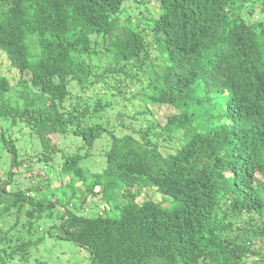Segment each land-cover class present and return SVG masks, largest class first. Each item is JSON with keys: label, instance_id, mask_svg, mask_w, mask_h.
<instances>
[{"label": "trees", "instance_id": "1", "mask_svg": "<svg viewBox=\"0 0 264 264\" xmlns=\"http://www.w3.org/2000/svg\"><path fill=\"white\" fill-rule=\"evenodd\" d=\"M259 13L264 0H0V51L19 71L23 89L21 103L13 102L14 85L0 74V120L29 124L48 142L68 134L81 139L83 153L63 156L60 173L83 182L82 204L90 198L111 206L103 217L78 215L71 181L60 191L62 222L56 203L41 197L40 174L26 171V187L12 172L23 164L16 163V141H5L13 163L9 182L0 186L6 196L0 197V264H27L30 250L48 240L87 250L88 264H264ZM151 44L161 50L159 68ZM146 80L141 114L153 121L119 131L126 116L111 122L107 110L127 104L130 82L140 88ZM71 85L81 93L98 95L100 85L105 94L115 88L119 94L67 108ZM106 139L104 170L90 177L80 165ZM45 156L51 168L55 159ZM48 171L51 178L56 170ZM58 174H52L57 182ZM43 214L52 223L37 235ZM10 219V227L3 225Z\"/></svg>", "mask_w": 264, "mask_h": 264}, {"label": "rangeland", "instance_id": "2", "mask_svg": "<svg viewBox=\"0 0 264 264\" xmlns=\"http://www.w3.org/2000/svg\"><path fill=\"white\" fill-rule=\"evenodd\" d=\"M261 8L257 9V12H260ZM264 15L259 13L256 15V20H262ZM147 36L149 41L152 40L153 33L148 31ZM152 45V44H151ZM152 59L154 65L156 67H160V63L158 60L162 58L161 50L155 48V45H152L151 52ZM0 74L7 77L11 84L14 85V88L10 94L11 99L15 103L20 102V95L22 94L23 89L19 87L16 82L19 79V71L12 67L11 62L8 60L7 54L3 51H0ZM115 80H119V76L114 77ZM133 92V96L128 98V102L126 105H119L116 108H111L107 110V116L111 122L123 121L122 117L120 116L121 112L124 113V121L126 123V128L123 132L131 133L133 128H140L145 127L148 123L153 121L150 116H144L141 113L144 112L147 108V105L143 102L142 98L139 97V91H143L148 89L149 81L146 80L143 86L139 88L138 84L130 82ZM100 84H105L104 81H100ZM117 87V86H116ZM71 99L66 103L67 108H69L72 104H76L82 101L84 98L89 100V104L92 106L96 102L97 99L101 98L100 94H103L106 100H110L111 97L115 98L118 97L119 94L118 89L115 88L113 91H108L105 94L104 88L100 85L97 86L95 92L101 91L100 94L95 95L92 94L94 91H88L86 93H81L77 90L76 85H71ZM138 98L135 99L134 94H136ZM82 95V96H79ZM115 95V96H113ZM80 97V98H79ZM82 99V100H81ZM97 120L90 118V123L94 124ZM15 140L17 144V154H18V161L17 164L22 163L23 166L20 168L13 169V173L17 174L21 181L25 182L26 178H29L31 174H28L25 177V172L31 169L34 173H39L41 179H44V184L42 187H39V191L41 197H47L53 203H56L54 206V213L57 217H62L63 222V214H65L66 207L60 206L58 202H63V193L60 191L65 189L66 186L73 181L75 188L78 189V196L74 201V210L77 212L78 215L83 216L82 212L88 217H103L109 210H111V206L106 205L103 202L95 201L92 202L90 198L87 199L85 204H82L80 201V196L84 191L83 182L75 177L73 174L66 176L62 175L61 168L64 164L65 160L63 158L67 157L74 153H83V141L81 139H77L74 136L68 135H58V136H50L48 141H44L41 137L37 136L33 132V127L29 124H26L22 121H17V124H14L12 120H0V186L1 183H8L9 176L8 173L10 172V168L12 165V156L7 151L5 141ZM51 141V145H49ZM109 143V139L103 140L101 142H97L96 149L94 151L93 157L83 161L80 167L88 173L91 177L92 174L101 173L104 170L105 162H104V154L107 152V145ZM32 148V149H31ZM54 149L59 150V153L53 154ZM61 150V152H60ZM45 155L48 157H53L55 159L54 163H49V167L55 169V172H51L50 178V171H48V164L46 165ZM41 156V158H39ZM58 174V182L55 181V176L52 174ZM41 184V183H40ZM20 185V184H19ZM26 187L28 183L25 182ZM3 187V186H2ZM22 190H25V186H21ZM15 187H11L10 190H14ZM50 189V190H48ZM9 190V191H10ZM53 191V192H52ZM1 198H6L5 195L0 196ZM58 199V200H57ZM67 203V200L64 201ZM72 208V207H71ZM28 211L24 209V213ZM44 215V220L41 221L39 224V234H43L40 232L41 229L44 230V233H47L48 227L51 225V221L45 220L46 214ZM26 221V218L23 217ZM14 219H10L9 221H4L6 227H10L14 223ZM57 223L56 220L53 224ZM54 240H48L46 244L39 245L34 247L30 250V261L27 264H36L35 260L46 261L47 264H88L90 263V253L87 250H82L79 246L68 243V242H57L53 245ZM264 248V247H261ZM253 259H250V261ZM249 261V263H250ZM23 264L20 262L15 261L14 264Z\"/></svg>", "mask_w": 264, "mask_h": 264}]
</instances>
